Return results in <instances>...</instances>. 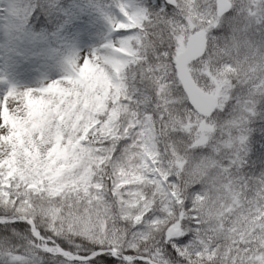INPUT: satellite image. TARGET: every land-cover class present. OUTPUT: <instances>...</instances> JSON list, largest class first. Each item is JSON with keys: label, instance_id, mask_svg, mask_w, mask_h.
I'll use <instances>...</instances> for the list:
<instances>
[{"label": "snow or ice", "instance_id": "6c2138e0", "mask_svg": "<svg viewBox=\"0 0 264 264\" xmlns=\"http://www.w3.org/2000/svg\"><path fill=\"white\" fill-rule=\"evenodd\" d=\"M114 7L0 98V264H264V0Z\"/></svg>", "mask_w": 264, "mask_h": 264}, {"label": "rangeland", "instance_id": "374dc122", "mask_svg": "<svg viewBox=\"0 0 264 264\" xmlns=\"http://www.w3.org/2000/svg\"><path fill=\"white\" fill-rule=\"evenodd\" d=\"M115 0L106 4L74 1L63 10V21L55 34L32 39L31 26L22 31L26 9L14 20L9 9L15 0H0V98L9 88H38L68 71L67 61L106 43L113 33L107 16L118 15Z\"/></svg>", "mask_w": 264, "mask_h": 264}, {"label": "trees", "instance_id": "16d2710c", "mask_svg": "<svg viewBox=\"0 0 264 264\" xmlns=\"http://www.w3.org/2000/svg\"><path fill=\"white\" fill-rule=\"evenodd\" d=\"M34 7L36 12H38V19H37V25L36 26H41L43 27L46 31H48L51 27V22L49 20V14L45 13L41 10V3L40 0H28ZM43 1V0H42ZM55 2V3H61L63 1H67V0H45L43 2ZM45 9V8H44ZM46 10V9H45ZM47 11V10H46ZM22 243V241H21Z\"/></svg>", "mask_w": 264, "mask_h": 264}]
</instances>
